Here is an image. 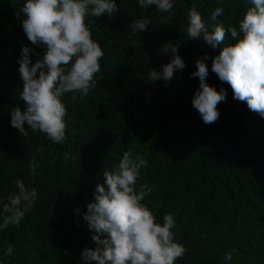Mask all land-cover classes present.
Segmentation results:
<instances>
[{"label":"trees","instance_id":"1","mask_svg":"<svg viewBox=\"0 0 264 264\" xmlns=\"http://www.w3.org/2000/svg\"><path fill=\"white\" fill-rule=\"evenodd\" d=\"M172 2L170 12L162 13L155 6L142 9L138 0H115L119 11L113 17L85 18L104 56L87 97H62L66 139L59 144L27 125V136L11 126V109L26 108L19 97L22 47L32 49L33 63L45 49L24 33L26 0H0V207L17 191V180L37 190L21 222L0 230V264H85L83 249L95 247L83 219L87 204L103 171L114 170L129 150L147 161L137 188L154 186L143 203L158 223L173 216L174 240L186 248L175 264H264V118L234 99L209 58L207 82L224 88L227 97L218 104L219 119L203 122L192 106L199 88L195 61L205 53L214 57L224 45L213 49L189 40L186 31L192 7L209 27L211 12L220 7L216 22L238 28L251 0ZM137 19L150 21L146 31L133 33ZM165 42L179 44L185 62L167 84L148 80L150 69L160 71L172 58L163 52ZM224 43L236 38L228 34ZM9 244L13 254L5 256ZM228 253L231 260H225Z\"/></svg>","mask_w":264,"mask_h":264},{"label":"clouds","instance_id":"2","mask_svg":"<svg viewBox=\"0 0 264 264\" xmlns=\"http://www.w3.org/2000/svg\"><path fill=\"white\" fill-rule=\"evenodd\" d=\"M138 3L142 9L155 6L162 13L173 8L172 0H138ZM118 11L115 0H26L21 8L24 33L32 44L43 46L45 51L33 63L32 49L27 45L22 47L18 61L22 82L19 97L26 108L11 109L12 127L23 136L28 135L27 125L55 143L65 141L67 109L62 97L68 93H72V101H76L77 94L80 99L87 97L104 56L99 43L92 39L85 18L104 14L113 17ZM16 15L20 17L19 12ZM221 15L220 7L211 12L210 30L195 7L187 13L189 40H202L213 49L224 45L214 57L205 53L195 61L192 75L199 78V88L193 95L192 106L205 124L219 119L218 104L226 101L227 93L224 88L217 90L207 82L206 61L211 58L212 72L231 87L234 99L245 102L249 110L264 118V0H251L238 28L229 25L225 29L223 22H216ZM149 24L147 19H137L132 31H146ZM228 34L236 38L235 44L224 43ZM178 47L177 43H164L163 52L170 53L172 58L160 71L150 69L148 80L162 79L167 84L177 70L185 68ZM146 166L143 156L133 155L129 150L123 153L114 170L103 171V182L96 184L93 199L83 215L94 233L95 243V247H85L82 251L85 264H175L183 257L186 248L174 240L173 216L165 214L163 223H158L143 203L154 190V186L146 183L137 188L141 169ZM30 167L35 173L38 164L33 161ZM16 188L0 207V230L18 225L37 198L36 188H29L22 180L16 181ZM12 254L9 244L4 255ZM225 260H231V253L225 255Z\"/></svg>","mask_w":264,"mask_h":264}]
</instances>
